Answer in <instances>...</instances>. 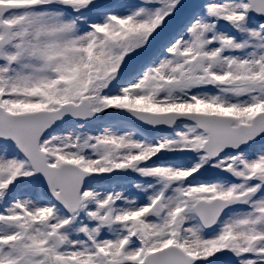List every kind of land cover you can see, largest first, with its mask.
Returning <instances> with one entry per match:
<instances>
[{
  "label": "snow or ice",
  "instance_id": "6c2138e0",
  "mask_svg": "<svg viewBox=\"0 0 264 264\" xmlns=\"http://www.w3.org/2000/svg\"><path fill=\"white\" fill-rule=\"evenodd\" d=\"M0 264H264V0H0Z\"/></svg>",
  "mask_w": 264,
  "mask_h": 264
}]
</instances>
